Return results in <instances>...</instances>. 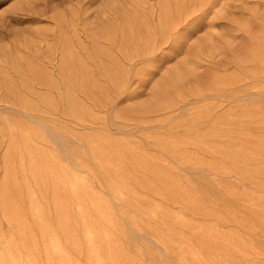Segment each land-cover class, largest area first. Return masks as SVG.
<instances>
[{
	"label": "rangeland",
	"instance_id": "rangeland-1",
	"mask_svg": "<svg viewBox=\"0 0 264 264\" xmlns=\"http://www.w3.org/2000/svg\"><path fill=\"white\" fill-rule=\"evenodd\" d=\"M0 264H264V0H0Z\"/></svg>",
	"mask_w": 264,
	"mask_h": 264
}]
</instances>
